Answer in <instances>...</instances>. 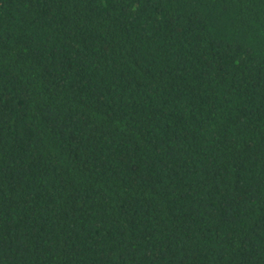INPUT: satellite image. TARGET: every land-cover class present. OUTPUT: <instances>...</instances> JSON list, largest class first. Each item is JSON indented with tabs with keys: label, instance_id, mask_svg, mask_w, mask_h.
Here are the masks:
<instances>
[{
	"label": "trees",
	"instance_id": "trees-1",
	"mask_svg": "<svg viewBox=\"0 0 264 264\" xmlns=\"http://www.w3.org/2000/svg\"><path fill=\"white\" fill-rule=\"evenodd\" d=\"M0 264H264V0H0Z\"/></svg>",
	"mask_w": 264,
	"mask_h": 264
}]
</instances>
